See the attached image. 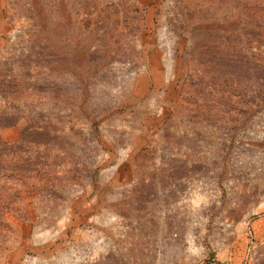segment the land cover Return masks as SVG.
<instances>
[{
	"label": "rangeland",
	"instance_id": "1",
	"mask_svg": "<svg viewBox=\"0 0 264 264\" xmlns=\"http://www.w3.org/2000/svg\"><path fill=\"white\" fill-rule=\"evenodd\" d=\"M0 264H264V0H0Z\"/></svg>",
	"mask_w": 264,
	"mask_h": 264
}]
</instances>
